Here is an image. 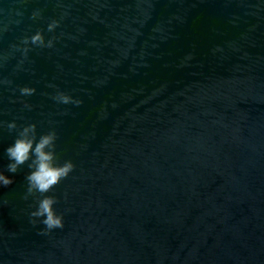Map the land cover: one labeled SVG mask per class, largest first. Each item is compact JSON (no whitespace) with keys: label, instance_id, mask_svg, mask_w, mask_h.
<instances>
[{"label":"water","instance_id":"1","mask_svg":"<svg viewBox=\"0 0 264 264\" xmlns=\"http://www.w3.org/2000/svg\"><path fill=\"white\" fill-rule=\"evenodd\" d=\"M29 124L74 165L51 231ZM0 171V264H264V0H0Z\"/></svg>","mask_w":264,"mask_h":264},{"label":"clouds","instance_id":"2","mask_svg":"<svg viewBox=\"0 0 264 264\" xmlns=\"http://www.w3.org/2000/svg\"><path fill=\"white\" fill-rule=\"evenodd\" d=\"M58 26L57 22L53 21L48 25V31L54 30ZM25 45L31 44L37 47H51L52 42L48 41L45 45V40L41 32H36L30 38H25ZM28 48H24L26 54ZM35 89L23 87L20 89L21 95H32ZM58 102L63 104L73 103L72 98L66 94L59 93L54 97ZM79 103V101H75ZM25 107H29L25 105ZM8 129H17L15 122L7 125ZM56 141L57 133L49 131L45 134L37 135L36 125L29 124L22 127L17 133L14 142L5 150V154L9 163L7 171L15 174L18 169L25 164L28 165L29 173L26 176L27 192L29 194L36 192L42 196L38 203L37 210L31 213L33 217H42V223L48 231L63 227V219L54 211L56 199L47 195L51 190L58 185L63 179L73 171L74 165L71 161H65L62 165L56 163ZM14 183V180L0 171V188L8 187Z\"/></svg>","mask_w":264,"mask_h":264}]
</instances>
